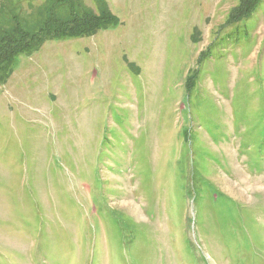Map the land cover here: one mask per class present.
<instances>
[{
  "label": "rangeland",
  "instance_id": "obj_1",
  "mask_svg": "<svg viewBox=\"0 0 264 264\" xmlns=\"http://www.w3.org/2000/svg\"><path fill=\"white\" fill-rule=\"evenodd\" d=\"M107 3L0 87V264H264V0Z\"/></svg>",
  "mask_w": 264,
  "mask_h": 264
},
{
  "label": "trees",
  "instance_id": "obj_2",
  "mask_svg": "<svg viewBox=\"0 0 264 264\" xmlns=\"http://www.w3.org/2000/svg\"><path fill=\"white\" fill-rule=\"evenodd\" d=\"M237 2L230 22L249 17L261 0ZM28 9L31 15L24 13ZM118 23L107 0H0V87L20 55L33 54L46 41L91 37Z\"/></svg>",
  "mask_w": 264,
  "mask_h": 264
}]
</instances>
